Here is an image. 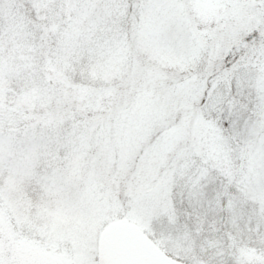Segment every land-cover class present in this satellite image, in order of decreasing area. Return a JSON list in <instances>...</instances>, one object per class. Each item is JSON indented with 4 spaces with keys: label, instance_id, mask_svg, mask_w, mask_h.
<instances>
[{
    "label": "snow or ice",
    "instance_id": "6c2138e0",
    "mask_svg": "<svg viewBox=\"0 0 264 264\" xmlns=\"http://www.w3.org/2000/svg\"><path fill=\"white\" fill-rule=\"evenodd\" d=\"M0 264H264V0H0Z\"/></svg>",
    "mask_w": 264,
    "mask_h": 264
}]
</instances>
